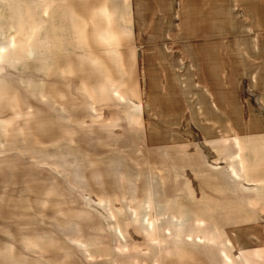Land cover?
I'll return each instance as SVG.
<instances>
[{
	"label": "rangeland",
	"instance_id": "obj_1",
	"mask_svg": "<svg viewBox=\"0 0 264 264\" xmlns=\"http://www.w3.org/2000/svg\"><path fill=\"white\" fill-rule=\"evenodd\" d=\"M76 246L264 264V0H0V264Z\"/></svg>",
	"mask_w": 264,
	"mask_h": 264
},
{
	"label": "crops",
	"instance_id": "obj_2",
	"mask_svg": "<svg viewBox=\"0 0 264 264\" xmlns=\"http://www.w3.org/2000/svg\"><path fill=\"white\" fill-rule=\"evenodd\" d=\"M76 243V245H79L80 246V244L79 243H77V242H75ZM76 249H77V251H76V256H79V257H81L82 259L80 260V262L78 263V262H75V264H105L104 262L107 260V259H101V261L99 260V259H94L91 263H85L84 261H83V257H84V252H83V250H81V249H79V248H77V246H76Z\"/></svg>",
	"mask_w": 264,
	"mask_h": 264
}]
</instances>
